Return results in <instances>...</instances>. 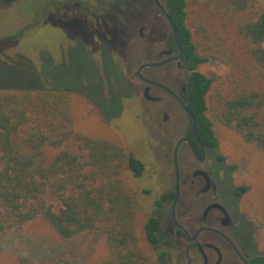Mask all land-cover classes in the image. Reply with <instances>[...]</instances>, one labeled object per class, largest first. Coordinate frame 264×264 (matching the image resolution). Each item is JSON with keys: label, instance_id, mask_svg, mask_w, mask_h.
Listing matches in <instances>:
<instances>
[{"label": "rangeland", "instance_id": "374dc122", "mask_svg": "<svg viewBox=\"0 0 264 264\" xmlns=\"http://www.w3.org/2000/svg\"><path fill=\"white\" fill-rule=\"evenodd\" d=\"M127 1L0 0V89L64 90L77 132L121 145L142 161L145 171L140 178L132 172L123 176L141 205L137 219L141 248L154 264H177L169 216L158 205L174 188L171 156H162L168 150L165 130L173 124L172 120L164 124L162 114L158 118L152 115L142 84L134 77L135 56L125 63L114 48L113 40L119 41L116 36H124L123 25L114 22L112 15L122 11ZM201 3L194 0L192 6L195 43L207 59L199 71L217 81L223 78L229 92L238 91L239 85H247L257 73L241 54L239 18L204 11ZM258 12H264V0H259L251 16ZM223 50L231 57L222 59ZM173 115L180 120L179 113L173 111ZM214 130L218 153L229 167L226 178L239 193L234 208L250 225L255 255L261 256L264 155L234 130L218 124ZM155 217L161 219L157 248L143 240L145 223ZM108 254L100 231L64 239L44 221L35 220L0 233V264H101Z\"/></svg>", "mask_w": 264, "mask_h": 264}, {"label": "trees", "instance_id": "16d2710c", "mask_svg": "<svg viewBox=\"0 0 264 264\" xmlns=\"http://www.w3.org/2000/svg\"><path fill=\"white\" fill-rule=\"evenodd\" d=\"M201 1L204 11L239 18L241 54L257 73L247 85L229 92L223 78L217 81L200 72L207 59L199 53L192 30L194 0H168L184 65L191 72L185 95L200 137L217 147L218 124L264 155V12L251 16L259 0ZM221 53L222 59L230 56L228 50ZM66 93L0 89V233L35 220L44 221L64 239L100 231L109 249L101 264H154L138 235L141 205L123 177L132 172L140 178L144 164L121 145L77 132ZM170 197L165 194L163 200ZM160 227V218L145 223L143 240L149 247L159 243ZM254 263L264 264V242L263 255Z\"/></svg>", "mask_w": 264, "mask_h": 264}, {"label": "flooded vegetation", "instance_id": "af4514ba", "mask_svg": "<svg viewBox=\"0 0 264 264\" xmlns=\"http://www.w3.org/2000/svg\"><path fill=\"white\" fill-rule=\"evenodd\" d=\"M159 2L168 16L154 0L124 3L122 11L112 15L114 22L123 25L124 39L117 35L119 41L116 44L113 40V44L125 63L135 56L134 77L141 82L143 94L149 88V95L154 98L145 99L151 105L152 115L158 118L162 114L164 124L172 120L173 126L167 127L163 138L167 151L172 153L163 150L162 156H171L174 188L172 197L163 200L164 194L158 205L169 216L176 263L255 264L253 231L234 208L238 190L226 178L229 167L218 153L219 145L205 144L200 137L197 120L189 110L185 95L191 72L184 65V50L169 15L168 0ZM143 64H155L146 67L143 76L157 84H148L137 76ZM173 111L179 113L180 120ZM181 140L176 168L175 149ZM178 187L179 199L174 206ZM229 191L233 192L232 196ZM156 246H160V241Z\"/></svg>", "mask_w": 264, "mask_h": 264}, {"label": "water", "instance_id": "95a60500", "mask_svg": "<svg viewBox=\"0 0 264 264\" xmlns=\"http://www.w3.org/2000/svg\"><path fill=\"white\" fill-rule=\"evenodd\" d=\"M154 1H155L156 4L162 9V11L167 15V13H166L164 7H163L162 4L159 2V0H154ZM167 16H168V15H167ZM153 65H155V64H143V65H141V66L139 67V69H138V71H137V76H139V78H140L142 81H144V82H146V83H148V84H157V83H154V82H152V81H149V80L145 79V77L143 76V70H144L146 67H150V66H153ZM158 85H160V84H158ZM160 86H162V85H160ZM162 87H163V86H162ZM143 96H144L145 99H147V100H149V101L154 100V98L151 97V96L149 95V88H147V89L145 90ZM181 103H182V102H181ZM182 105L184 106V108L186 109V111L192 116V114L189 112V110L186 108V106H185L183 103H182ZM182 141H183V140H181L180 142H178V144H177V146H176V149H175V156H174V159H175V165H176V168H178V163H177V151H178V148H179L180 144L182 143ZM177 170H178V169H177ZM178 178H179V177H178ZM178 178H177V179H178ZM177 183L179 184V182H177ZM178 199H179V187L177 188V196H176V200H175V202H174V206L176 205ZM174 206H173V208H174Z\"/></svg>", "mask_w": 264, "mask_h": 264}]
</instances>
